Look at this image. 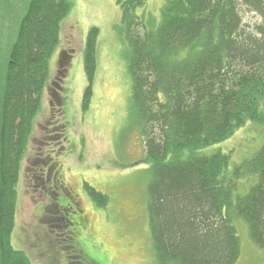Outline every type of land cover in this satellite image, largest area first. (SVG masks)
<instances>
[{"label": "trees", "instance_id": "16d2710c", "mask_svg": "<svg viewBox=\"0 0 264 264\" xmlns=\"http://www.w3.org/2000/svg\"><path fill=\"white\" fill-rule=\"evenodd\" d=\"M117 1L131 48V112L153 173L149 212L158 264H236L237 217L264 250V145L232 174L226 152H197L250 120L264 126V0H166L159 23L137 13L148 0ZM242 6L260 21L244 23ZM71 8V0H30L0 66V264H32L11 239L17 185ZM98 33L93 27L86 39L84 109L93 95ZM61 124L58 138L65 135ZM185 149L191 152L184 158ZM247 175L256 181L235 199L238 181ZM85 186L99 205L107 204V194Z\"/></svg>", "mask_w": 264, "mask_h": 264}, {"label": "rangeland", "instance_id": "374dc122", "mask_svg": "<svg viewBox=\"0 0 264 264\" xmlns=\"http://www.w3.org/2000/svg\"><path fill=\"white\" fill-rule=\"evenodd\" d=\"M29 1L0 0V66L6 63ZM71 2L21 162L12 244L24 250L32 264H158L149 212L153 173L131 112V48L122 8L117 0ZM165 2L148 0L137 13L159 23ZM241 14L249 26L260 21L245 6ZM93 27L99 29L97 69L90 106L84 109L85 46ZM57 123L66 124L59 138ZM263 145L264 126L250 120L228 139L197 152H226L232 174ZM190 152L185 149L182 157ZM53 161L55 166L50 165ZM256 178L239 180L235 199L246 194ZM85 183L108 195L105 206L90 196ZM234 224L241 242L236 264H264V250L251 239L247 222L237 217Z\"/></svg>", "mask_w": 264, "mask_h": 264}]
</instances>
